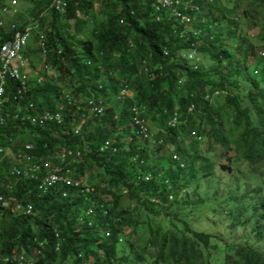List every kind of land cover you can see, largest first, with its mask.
<instances>
[{"label": "trees", "instance_id": "obj_1", "mask_svg": "<svg viewBox=\"0 0 264 264\" xmlns=\"http://www.w3.org/2000/svg\"><path fill=\"white\" fill-rule=\"evenodd\" d=\"M27 1L14 27L0 25V44L39 19L42 59L54 75L30 77L25 87L8 80L2 145L48 160L35 176L58 168L93 189H67L66 198L62 186L43 194L34 180L12 174L5 158L0 194L32 204L35 215L0 209V253L25 249L33 257L40 250L38 264H228L222 252L229 248L212 241L205 209L219 210L225 221L244 218L228 193L264 175V60L257 63L264 0H212L211 20L187 40L178 37L179 24L155 10V0H67L65 12L53 0ZM192 51L195 59L183 57ZM31 53L27 47V59ZM123 90L130 95L121 98ZM44 113L62 122L39 126L28 118ZM254 115L258 142L250 136ZM143 121L150 125L146 138ZM198 136L208 140V152L213 143L235 147L242 165L217 167V154L204 157ZM248 253L264 264L263 241Z\"/></svg>", "mask_w": 264, "mask_h": 264}, {"label": "clouds", "instance_id": "obj_2", "mask_svg": "<svg viewBox=\"0 0 264 264\" xmlns=\"http://www.w3.org/2000/svg\"><path fill=\"white\" fill-rule=\"evenodd\" d=\"M12 1L13 3H16L18 0L6 1V3L9 2V4L4 3L5 5L2 8L1 12L4 13V11H7L8 9H13L14 7L11 6ZM180 1L182 3V6L179 8V11L186 14L187 17L191 19L189 23L183 24L181 19L177 18V16L174 15L172 10L170 9L157 10L155 7L157 6V0L154 1L153 6L157 12L164 13L163 18H165L168 22L179 24L184 30L177 32V35L179 38L183 40L184 39L187 40L186 37H187L188 32H192L193 35L197 36L201 34V27L206 25V23L208 24L209 18L207 19L206 15L210 13L206 12V6L208 3H211L212 0H193L194 3L200 7L198 11L195 9H192V7L196 5L190 4L189 2L190 0H180ZM53 5H55L56 7L55 10L59 12H65V8L67 7V0H53V2L51 3V6ZM186 7H187V10H185ZM34 22L36 23H34L33 25H27L26 27H24V29L31 28V33L33 29L37 31L40 21L38 19V20H34ZM14 26L15 25H13L12 27ZM17 31H21V30H16V32ZM36 33L40 34L38 32ZM28 46L30 47V41H29ZM44 46H45V36L43 34L42 35L40 34L39 47L43 48ZM45 53H46V49L43 48L42 58L47 57V54L45 55ZM166 53L168 54V50L164 52L165 55H167ZM191 53L194 54V58L189 57ZM257 53L259 54V57H260L257 60V63H260V61L264 60V50H257ZM182 55L184 58L191 59V60L195 59L196 57L195 51H192L190 53H183ZM25 60H29V63L31 64V60L27 59L26 56H25ZM30 64H29V67H30ZM29 67L27 65L25 69L28 75V79L30 78ZM43 72L45 73V71ZM38 78H39V82H41L42 77H38ZM127 93H128L127 95H130V92H127ZM193 109H194V105L190 106L189 111H193ZM175 122H176V119H174V122H170L169 125L175 126ZM148 126L150 127L147 121L141 122V129L143 133L145 134V138L147 137V133L150 135ZM257 126H258V120L254 115L253 122H252L251 129H250V136L256 142H258L257 137H256ZM144 129H146V131H144ZM192 136L196 137V134L193 132ZM203 139L204 138H202L201 136L197 137V140L199 141ZM213 146H214V150H211V152L209 153L217 154V149H220L222 152V155H224L227 158L225 159L222 156L211 155L217 167L219 165H226L232 171L235 164L239 163L240 165H242L240 162H237L239 157H237L238 151L237 149H235V147H233V149H226V147L222 145H215L214 143H213ZM202 152H203L204 157H208L210 155L209 153H207L208 151L207 152L202 151ZM185 160L187 161V159ZM199 160H201V158H199ZM223 160L225 161L224 163H223ZM244 168L245 170H248V168L245 165H244ZM258 170H260L264 174V165L262 167L258 166ZM71 179L73 182L72 185H66L65 183L60 185L66 188V190L63 192L64 198L69 197V195H71L70 191H74V189L80 186H87V189H86L87 192H90L91 189H93L90 185H87L83 181L76 180L75 178H72V177ZM260 180H264V175L262 179L260 177L256 178L257 182L255 184H251L250 183L251 178H249L247 179L248 184L244 187H239L237 189V193H233V192L228 193L230 197L237 200V203L239 204V207L241 208V214L244 215V218L240 217V215H237V221L234 219H229L228 221H225L219 210L213 208L212 206L211 207L208 206L205 209L207 211V215L209 218L208 224L211 228L210 232L214 234L211 236L212 241L218 243L221 247L229 248L228 255L222 252L223 256L225 258H228V264H236L238 263L237 261H240L241 262L240 264H260L257 262L254 255H251L248 253L249 248L252 247V249H258L260 247L261 242L263 241L264 243V186L261 185ZM37 187H38V183H37ZM67 189H69L70 191H67ZM43 194H47V193H43ZM259 194L263 195V198L261 200L258 197ZM255 195L256 197L254 198ZM243 224H248V225L245 228L240 227ZM238 230H240L239 236L237 234ZM252 232H255L256 235H254ZM13 251L19 252L17 249H14ZM208 263L209 264H222L221 262L215 259H211Z\"/></svg>", "mask_w": 264, "mask_h": 264}, {"label": "built area", "instance_id": "obj_3", "mask_svg": "<svg viewBox=\"0 0 264 264\" xmlns=\"http://www.w3.org/2000/svg\"><path fill=\"white\" fill-rule=\"evenodd\" d=\"M190 4H194L193 0L189 1ZM182 6L180 0H157V10H166L170 9L180 18L183 24L189 23L191 21L190 18L187 17L186 14L179 11V8ZM192 9L199 10V6H193ZM187 10V7L185 8ZM31 36V28H25L24 30L17 31L13 37L7 39L0 45V172L2 170V164L5 158L9 154V149L2 145L3 140V131L6 124V118L3 115V104H5V95H6V86L8 84V80H15L21 82V84L25 87L28 81V75L26 73L27 63L25 60V50L29 44ZM43 45V43H42ZM167 54V53H166ZM46 55V53H45ZM190 58H194V54L191 53ZM23 90L19 92L20 99L23 98ZM126 91H122L120 97L127 95ZM33 108V104H29L26 107V110ZM33 125L44 126L49 122H62V117L58 114H49L44 113L41 115H35L34 117H28ZM46 123V124H45ZM146 131V129H144ZM30 150V146L26 147ZM62 160L65 159L66 150H62ZM71 154V153H70ZM13 161L11 173L16 174L18 176H23L25 179L34 180L38 183V188L42 193H46L50 191L52 188H56L63 183L66 185H72V179L69 178V175H65L68 173H62L61 169L52 168L51 172H48L45 176L37 175L35 176V172L43 171L44 168L50 167V163L48 160L44 158L33 157L30 155H23L18 153H13ZM68 170V169H67ZM0 206L3 210L9 211L14 215L20 216H33L35 215L34 207L29 203H22L15 198H7L4 195L0 194ZM37 256L40 250L36 251ZM35 252V253H36ZM35 253L33 257L26 252L25 249L22 251L16 252L13 251L11 254L5 255L3 252L0 253V264H32L28 263V260L34 261V264H37V256L35 257Z\"/></svg>", "mask_w": 264, "mask_h": 264}, {"label": "rangeland", "instance_id": "obj_4", "mask_svg": "<svg viewBox=\"0 0 264 264\" xmlns=\"http://www.w3.org/2000/svg\"><path fill=\"white\" fill-rule=\"evenodd\" d=\"M243 2H244V0H243ZM6 4H9V2H7ZM99 4H100V2L99 1H97V2H95V6L96 7H99ZM234 5V4H233ZM232 5V6H233ZM11 6H13L14 8L13 9H8L7 11H4V13L3 12H1L0 11V25H7L8 23H9V21H11L12 22V24H11V27L14 25V24H16V23H18V21L20 20V18H21V16H24L25 15V10L30 6L29 5V2L27 1V0H18L16 3H13V1H12V3H11ZM48 12V11H47ZM79 14V13H78ZM43 16H50V14H46V12H44L43 14H42ZM84 14H82V16H83ZM19 16H20V18H19ZM86 17V16H85ZM93 17V16H92ZM211 18V17H210ZM209 18V19H210ZM208 19V20H209ZM211 20V19H210ZM30 25H33L34 23H36V22H34V21H29L28 22ZM71 26L68 28V30L71 32V33H73V35H75V30H74V28L72 27V25H73V22L72 21H69L68 22ZM245 30L248 32V34H251L252 36L255 34V31L254 30H252V29H250V28H248V27H245ZM37 31L35 30V29H33L32 30V33H31V38H30V47L28 46V48H32V53H31V58H32V60H31V64L29 63V60H26L27 61V65H28V67H29V64H30V67H29V74H30V77L32 78V79H37L38 77H42V81H44V79H46L47 78V76H52V75H54V72H53V70H52V68L50 67V65H49V67L48 66H45V63H44V61L42 60V53L39 51V49H38V47H39V40H40V34H37L36 33ZM87 34H89V33H87ZM64 35H66V33L64 34ZM36 37H38L37 39H36ZM84 39H85V37H84ZM83 39V40H84ZM253 62H251V64H252ZM43 71H45V73L43 72ZM41 81V82H42ZM191 142H188V144H190ZM194 144L195 143H193L192 144V147L194 146ZM207 147H208V140L206 139V138H204L203 140H201L200 141V143H199V149H200V151H204V152H207L206 150H207ZM13 151L12 150H9V154H8V156L6 157L8 160H10V161H13ZM207 153H209V152H207ZM209 154H211V153H209ZM216 156H222V157H224L225 159H227L224 155H222V152H221V150L220 149H217V155ZM225 161L223 160V163H224ZM239 164V163H238ZM228 178V177H227ZM256 197V195L254 196V198ZM258 197H259V199L261 200L262 198H263V195L262 194H259L258 195ZM109 200H110V198H109ZM90 201L92 202V199H90ZM123 206H125V205H123ZM204 224H206V226H208L207 225V223H203V225ZM200 229L201 230H204V228H203V226L200 224ZM254 235H256V233L255 232H252ZM237 234H238V236H239V234H240V230H238L237 231ZM37 256V252L35 253V257ZM28 263H32V264H34V261H32V260H28Z\"/></svg>", "mask_w": 264, "mask_h": 264}, {"label": "crops", "instance_id": "obj_5", "mask_svg": "<svg viewBox=\"0 0 264 264\" xmlns=\"http://www.w3.org/2000/svg\"><path fill=\"white\" fill-rule=\"evenodd\" d=\"M0 209H1V206H0ZM0 212H1V210H0Z\"/></svg>", "mask_w": 264, "mask_h": 264}]
</instances>
